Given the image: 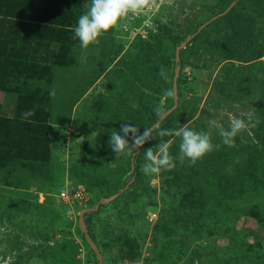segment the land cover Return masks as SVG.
Masks as SVG:
<instances>
[{
    "label": "rangeland",
    "instance_id": "rangeland-1",
    "mask_svg": "<svg viewBox=\"0 0 264 264\" xmlns=\"http://www.w3.org/2000/svg\"><path fill=\"white\" fill-rule=\"evenodd\" d=\"M217 1L151 0L82 48L73 29L88 0H0V24L14 28L0 67V264H95L81 209L94 212L101 264H264V0H234L206 28ZM186 38L176 105L154 126ZM233 118L247 127L228 146L209 120L228 129ZM125 123L153 135L140 147L129 134L130 150L115 154L110 134ZM185 125L220 145L205 182L172 153L180 137L161 135ZM165 142L173 169L145 175V155L133 167Z\"/></svg>",
    "mask_w": 264,
    "mask_h": 264
},
{
    "label": "clouds",
    "instance_id": "clouds-1",
    "mask_svg": "<svg viewBox=\"0 0 264 264\" xmlns=\"http://www.w3.org/2000/svg\"><path fill=\"white\" fill-rule=\"evenodd\" d=\"M150 3L151 0H88L87 11L78 17L77 25L73 29V38L79 40L82 48H88L91 44L98 42L99 38L122 18L142 11ZM159 75L165 81L169 79L168 72L163 66L160 68ZM50 95H55V89L50 92ZM165 95L172 96L173 90H165ZM156 111L160 112V109L158 108ZM33 115L35 113L32 110H25L21 113V118L27 120ZM209 126L222 129L219 135L222 138V143L228 146H231L234 143V137L247 127L245 121L240 118H233L228 129H224L216 120H209ZM129 134H131L133 141L132 145L140 147L146 142L145 135L149 138L151 136L149 129H145V132L141 134L138 129L129 124H121L119 131H113L110 134L109 145L115 154L130 150ZM165 134H174L180 137L178 156L180 161L188 158L195 164L197 160L213 151L214 148L220 147L219 144L214 145L212 143V138L207 132L194 131L188 125L161 133V135ZM168 149L169 145L166 142L161 143L155 151L153 148L145 149V162L142 165V172L145 175H151L158 173L162 168L173 169L175 158L169 154Z\"/></svg>",
    "mask_w": 264,
    "mask_h": 264
},
{
    "label": "trees",
    "instance_id": "trees-1",
    "mask_svg": "<svg viewBox=\"0 0 264 264\" xmlns=\"http://www.w3.org/2000/svg\"><path fill=\"white\" fill-rule=\"evenodd\" d=\"M232 0H218L217 1V4H216V8H217V11L218 12H222L228 5L229 3L231 2ZM219 20V18L217 19H214L213 21L209 22L207 25H206V28H208L209 26H212L214 25L215 23H217ZM205 29V27L199 32H203V30ZM14 31V28L9 25V26H4V25H1L0 24V67H4L5 64H9L10 62H12V59H11V54H9V52L6 51V44H8L9 42H12V33ZM199 33L195 34L189 41V44L188 45H191V44H194L197 39L199 38ZM186 48V47H185ZM182 49L180 50L179 53L183 52ZM233 66H228L227 68H232ZM228 74L231 75V76H235L236 75V71L234 69H230L228 71ZM260 74L261 73H254V74H248V80L250 81V83H257L258 81L261 80V77H260ZM237 77V76H235ZM235 79H238V78H235ZM243 81V80H242ZM175 85H176V91H179V88H180V81H179V78L176 79L175 81ZM264 116V114H263ZM167 118V117H165ZM151 136L153 135V132L151 131ZM150 136V138H151ZM149 139V137L146 135L145 137V140L147 143V140ZM250 141V140H249ZM261 141V140H260ZM144 143V144H145ZM176 142H173L171 144V146H174V148L172 149L173 150V154L174 156H179V152H180V149H179V145L176 144ZM261 152H264V141L262 142L261 144ZM145 150L142 149L141 151H139L135 156H133V162H132V165L134 168H136L139 164V162L141 161V158H143V156L145 155ZM207 155V154H206ZM204 155L202 158H200L199 160L196 161L195 164H193V168H192V173H194L195 175H197L200 180H202L203 182L206 181V178L204 177V172L205 170L211 168V163H209L208 166L207 164H204V161L206 159H209V156H206ZM260 164H261V167L264 168V158H261L259 160ZM193 174V175H194ZM126 182H122L119 186H124ZM259 187H257L258 189ZM256 189V188H255ZM250 190V189H248ZM238 196H236V193L230 197L231 199H236ZM94 212H89L88 214L84 215L83 216V221H84V225H85V228H86V231H87V234L89 235L90 239L94 242V237L92 235V233L90 232V218H91V215L93 214ZM95 244V242H94ZM125 254H127V251L126 249H124L122 252H121V258L122 259H125Z\"/></svg>",
    "mask_w": 264,
    "mask_h": 264
},
{
    "label": "water",
    "instance_id": "water-1",
    "mask_svg": "<svg viewBox=\"0 0 264 264\" xmlns=\"http://www.w3.org/2000/svg\"><path fill=\"white\" fill-rule=\"evenodd\" d=\"M234 4V0L231 1L229 3V5L222 11L220 12L219 14H216L215 16H213L212 18H210V21H212L213 19H215L216 17L218 16H222L224 14H226V12L229 11V9L231 8V6ZM188 39L189 38H186L183 42H181L178 46H176L174 48V63H175V68H174V73H173V83H172V90H173V101H172V105L169 109H167L161 116L160 120H158L154 126H156L162 119H164L172 110L173 108L175 107L176 105V86H175V79L178 75V70H179V67H178V62H179V51L181 49H183L186 45V43L188 42ZM146 137V135H145ZM144 137V138H145ZM131 169H132V166H131ZM108 200V199H107ZM86 210L85 209H81L78 214H77V223H78V226H79V230H80V233L82 235V237L84 238L85 242L88 244V246L90 247V249L92 250L93 254L95 255L96 257V263L95 264H101V258H100V255H99V252L96 248V245L94 244V242L90 239L89 235L87 234V231H86V228H85V225H84V221H83V214Z\"/></svg>",
    "mask_w": 264,
    "mask_h": 264
},
{
    "label": "built area",
    "instance_id": "built-area-1",
    "mask_svg": "<svg viewBox=\"0 0 264 264\" xmlns=\"http://www.w3.org/2000/svg\"><path fill=\"white\" fill-rule=\"evenodd\" d=\"M74 195H77V192ZM60 196L63 197V192L60 193Z\"/></svg>",
    "mask_w": 264,
    "mask_h": 264
},
{
    "label": "crops",
    "instance_id": "crops-1",
    "mask_svg": "<svg viewBox=\"0 0 264 264\" xmlns=\"http://www.w3.org/2000/svg\"><path fill=\"white\" fill-rule=\"evenodd\" d=\"M96 83H97V81L94 84H96Z\"/></svg>",
    "mask_w": 264,
    "mask_h": 264
}]
</instances>
